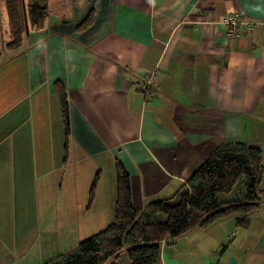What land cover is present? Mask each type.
Segmentation results:
<instances>
[{
    "label": "crops",
    "instance_id": "1",
    "mask_svg": "<svg viewBox=\"0 0 264 264\" xmlns=\"http://www.w3.org/2000/svg\"><path fill=\"white\" fill-rule=\"evenodd\" d=\"M230 12L258 21L264 0H48L43 27L30 26L23 48L0 60V240L20 232L34 174L44 183L55 175L49 189L63 197L75 192L54 214L78 230L113 221L116 164L137 209L176 202L228 142L257 147L264 168V28L243 23L229 40L220 21ZM54 83L68 103V137ZM88 187L92 197L80 200ZM258 189L255 210L194 226L157 264H264V172Z\"/></svg>",
    "mask_w": 264,
    "mask_h": 264
},
{
    "label": "trees",
    "instance_id": "2",
    "mask_svg": "<svg viewBox=\"0 0 264 264\" xmlns=\"http://www.w3.org/2000/svg\"><path fill=\"white\" fill-rule=\"evenodd\" d=\"M6 32L11 40L7 49H17L25 30L41 28L48 15V0H4ZM93 20L89 11L78 29ZM1 57V53H0ZM58 94L64 130L69 135V110L64 89L54 83ZM264 168L257 147L242 142H228L217 148L188 180V188L176 202L156 200L144 208L132 204L128 175L116 164V200L113 221L77 248L60 254L47 264H114L125 249L130 264H157L160 243L187 233L194 226L208 224L230 214H247L260 200L258 187ZM92 191V190H91ZM232 193L227 199L226 195Z\"/></svg>",
    "mask_w": 264,
    "mask_h": 264
},
{
    "label": "rangeland",
    "instance_id": "3",
    "mask_svg": "<svg viewBox=\"0 0 264 264\" xmlns=\"http://www.w3.org/2000/svg\"><path fill=\"white\" fill-rule=\"evenodd\" d=\"M5 21V2L0 0V53L2 54L0 60H4L12 54L5 47V44L11 40L9 34L3 32L7 28ZM26 32L27 30L23 33L22 41L28 37ZM23 46L17 49L21 50ZM4 134H6L5 131ZM36 176L38 174L31 176V183H35L36 187L29 190V197L26 199L25 221H17L15 224L16 228L23 224L20 232L17 230L15 233L8 234L5 240H0V264H47L60 254L75 250L80 241L100 230L97 229L98 227L94 229V226H90V222H79L78 230H76L75 223L58 221L54 214L57 201L61 198H73L75 192L72 190L70 195L63 197L58 187L57 190L52 189V186L49 189L50 183L53 184L56 181L55 175L48 177V181H45L46 185ZM45 186L47 190H45ZM87 189L77 192V197L80 200L85 201L92 197L91 187ZM231 196L232 193L226 195V197ZM107 225L108 223L104 226ZM70 226L73 228L72 231H69ZM22 231L25 233L21 234ZM66 231H69V234ZM3 245L7 246L3 247ZM127 263L128 257L125 252H122L118 264Z\"/></svg>",
    "mask_w": 264,
    "mask_h": 264
},
{
    "label": "built area",
    "instance_id": "4",
    "mask_svg": "<svg viewBox=\"0 0 264 264\" xmlns=\"http://www.w3.org/2000/svg\"><path fill=\"white\" fill-rule=\"evenodd\" d=\"M221 25L224 27L225 31V37L229 40H232L234 38H237L241 34V25L244 23L240 19V17L235 14L234 12H230L227 15L223 16V18L220 21ZM244 24H247L248 27L254 28L257 26H261L264 28V16L258 20V21H252V22H245ZM155 80V73L151 72L144 76L143 82L141 85V90L144 94H149L152 89V85L154 84ZM169 241L168 238H164L160 243V249ZM216 257H218V254H215Z\"/></svg>",
    "mask_w": 264,
    "mask_h": 264
},
{
    "label": "water",
    "instance_id": "5",
    "mask_svg": "<svg viewBox=\"0 0 264 264\" xmlns=\"http://www.w3.org/2000/svg\"><path fill=\"white\" fill-rule=\"evenodd\" d=\"M229 264H237V261L234 257H230Z\"/></svg>",
    "mask_w": 264,
    "mask_h": 264
}]
</instances>
